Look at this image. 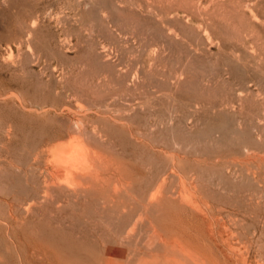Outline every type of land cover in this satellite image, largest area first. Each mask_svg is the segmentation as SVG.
Here are the masks:
<instances>
[{"label": "rangeland", "instance_id": "374dc122", "mask_svg": "<svg viewBox=\"0 0 264 264\" xmlns=\"http://www.w3.org/2000/svg\"><path fill=\"white\" fill-rule=\"evenodd\" d=\"M0 264H264V0H0Z\"/></svg>", "mask_w": 264, "mask_h": 264}, {"label": "bare ground", "instance_id": "6f19581e", "mask_svg": "<svg viewBox=\"0 0 264 264\" xmlns=\"http://www.w3.org/2000/svg\"><path fill=\"white\" fill-rule=\"evenodd\" d=\"M26 103V102H25ZM24 105V104H23ZM36 105V104H35ZM45 105V104H44ZM51 105H54V104H51ZM50 105V103H49V106H51ZM65 105V104H64ZM55 106V105H54ZM54 106H52V107H54ZM40 107V106H39ZM57 107V106H56ZM60 107V106H59ZM64 107V106H63ZM97 107V106H96ZM32 109V108H31ZM59 109V108H58ZM65 109H66V107H65ZM48 110V109H47ZM57 110V109H56ZM67 110V109H66ZM64 112H67V111H65V110H63ZM62 111V112H63ZM74 111V110H73ZM41 112V111H40ZM50 112V111H49ZM35 113V112H34ZM42 113V112H41ZM57 113V112H56ZM85 113V112H84ZM88 113V112H87ZM40 114V113H39ZM39 114H37V117H38V115ZM72 114V113H71ZM114 114V113H113ZM42 115V114H41ZM90 115V114H89ZM108 115V114H107ZM34 116V115H33ZM66 116V115H65ZM71 116V115H70ZM69 116V114L67 115V117H70ZM88 116V115H87ZM112 117V116H111ZM77 118V117H76ZM89 118V117H88ZM64 119V118H63ZM63 119H62V121H63ZM72 120V119H71ZM74 120V119H73ZM70 121V120H69ZM68 122V121H67ZM82 122V121H81ZM81 122H80V124H81ZM70 123V122H69ZM68 123V124H69ZM74 123V122H73ZM76 123V122H75ZM124 123H126V122H124ZM65 124V123H64ZM30 125V124H29ZM70 125V127L72 128L73 126H74V124H73V126H71L72 125V123L71 124H69ZM75 125H77V124H75ZM132 125V124H131ZM66 126L68 127V125L66 124ZM71 128H70V130H71ZM92 128V127H91ZM78 129V128H77ZM37 130V129H36ZM56 130H57V128H56ZM75 130V129H74ZM79 130V129H78ZM39 130H37L36 132H38ZM53 131V130H52ZM72 131V130H71ZM71 131H70V133H71ZM35 132V131H34ZM73 132H76V131H73ZM44 133H45V131H44ZM103 133V132H102ZM36 134V133H35ZM50 134V133H49ZM58 134H59V132H58ZM57 134V135H58ZM61 134V133H60ZM63 134V133H62ZM76 134H79L78 132L76 133ZM100 134V133H99ZM73 135H75L74 133H73ZM55 136V135H54ZM59 136V135H58ZM86 136V135H85ZM100 137V136H99ZM86 140V139H85ZM88 141V140H87ZM86 141V142H87ZM64 142V141H63ZM85 142V141H84ZM88 143V142H87ZM66 145V144H65ZM153 146V145H152ZM46 147V146H45ZM90 148H92V147H90ZM68 149V148H67ZM95 149V148H94ZM153 149V148H152ZM30 151V150H29ZM52 154V153H51ZM35 155V154H34ZM38 155V154H37ZM37 155H35V156H37ZM58 155H61V154H58ZM32 156L33 155H31V158H32ZM34 156V157H35ZM44 156V155H43ZM87 156V154H86V152L84 151V149L82 148V145L81 144H79V143H77V144H75V145H73L72 146V148H71V150L70 151H68V153L67 154H65V155H63V158H64V161H65V163H63L64 165V167H62V168H64V172L62 173V178H63V180L65 181V183L67 184V185H69V186H71V187H73V189L74 188H77V187H79L80 186V182H79V178L80 177H82V176H84V175H86V172L85 171H82L83 169V165H85L86 163H85V159L87 158L86 157ZM89 157V156H88ZM93 157V156H92ZM96 158V157H95ZM108 158V157H107ZM38 159H41V158H38ZM104 160V159H103ZM33 161V160H32ZM32 161H31V163H32ZM27 162V161H26ZM102 162V161H101ZM49 163V162H48ZM24 164H25V162H24ZM28 165H30V163L28 162L27 163ZM33 164V163H32ZM31 164V165H32ZM162 164V163H161ZM27 165V166H28ZM30 165V166H31ZM35 165H36V163H35ZM37 165H40V163L38 162V164ZM36 165V166H37ZM61 165H62V163H61ZM36 166H34V164H33V166H31V168H33V167H36ZM107 166V165H106ZM29 167V166H28ZM37 167H43V165L42 166H37ZM36 167V168H37ZM58 167V166H57ZM162 167V166H161ZM26 168V166L23 168V169H25ZM44 168V167H43ZM49 168V167H48ZM56 168V167H55ZM22 169V168H21ZM137 169V168H136ZM159 169V168H158ZM19 171H20V169H18ZM26 170V169H25ZM30 170H32V169H30ZM33 170H34V168H33ZM32 170V171H33ZM35 171V170H34ZM33 171V172H34ZM39 171V170H38ZM37 171V172H38ZM48 172H50V169H49V171ZM48 172H47V174H48ZM32 173V172H31ZM45 173V172H44ZM38 174V173H37ZM51 174V173H50ZM56 174V173H55ZM161 175L163 174V172L162 173H160ZM38 177H39V175H38ZM37 177V178H38ZM45 177V176H44ZM43 177V178H44ZM52 177V176H51ZM60 177H61V175H60ZM42 178V179H43ZM47 178L49 179V177L47 176ZM104 178V177H103ZM82 179V178H81ZM120 179V178H119ZM41 180V179H40ZM160 180V179H159ZM163 180V179H162ZM161 180V181H162ZM53 180H51V182H52ZM56 181H57V178H56ZM160 181V182H161ZM59 182V181H58ZM120 182V181H119ZM158 182V181H157ZM34 183V182H33ZM39 183V182H38ZM43 183V182H42ZM46 182H44V184L43 185H46L45 184ZM53 183H54V181H53ZM59 183H61V182H59ZM159 183V182H158ZM162 183V182H161ZM121 184V183H120ZM160 184V183H159ZM48 186H49V184H48ZM57 186V185H56ZM63 186V185H62ZM102 186V185H101ZM122 186V185H121ZM52 187V186H51ZM67 187V186H66ZM119 187H120V185H119ZM118 187V188H119ZM37 188V187H36ZM49 188V187H48ZM155 188H156V186H153V188H151V189H154L155 190ZM39 189V188H38ZM159 189V188H158ZM123 190H125L124 188H123ZM34 191V190H33ZM156 191H157V189H156ZM44 192V191H43ZM117 192V191H116ZM153 192H155V191H153ZM59 193V192H58ZM69 193V192H68ZM151 193V195H150V203H151V199L154 197L152 194H154V193H152V192H150ZM158 193V192H157ZM154 195H156V194H154ZM148 196V195H147ZM53 197V196H52ZM131 197V196H130ZM134 197V196H133ZM140 197V196H139ZM138 197V198H139ZM41 198V197H40ZM52 199V198H51ZM136 199V198H135ZM36 200V199H35ZM153 200V199H152ZM21 201V200H20ZM32 201V200H31ZM30 201V202H31ZM42 201V200H41ZM101 201V200H100ZM39 202V201H38ZM28 204V203H27ZM37 204V203H36ZM17 205V204H16ZM39 205V204H38ZM59 205V204H58ZM148 205V204H147ZM18 206V205H17ZM26 206V205H25ZM144 206V205H143ZM10 207H11V205H10ZM16 207V206H15ZM21 207H22V205H21ZM29 208V207H28ZM12 209V208H11ZM32 209V208H31ZM34 209V208H33ZM125 209H127V208H125ZM145 209H146V207H145ZM123 210V209H122ZM25 211H27L26 209H25ZM29 211V213H30V210H28ZM32 212H33V210H31ZM133 211V210H132ZM141 211V210H140ZM146 212V211H145ZM31 214V213H30ZM141 214H138V218H135L136 220H142L141 219V216L143 215H141ZM143 217V216H142ZM130 220V219H129ZM134 220V219H133ZM133 222V221H132ZM134 222H135V220H134ZM139 222H141V221H139ZM146 222V221H145ZM127 223H130V222H128L127 221ZM131 224V223H130ZM139 224V223H138ZM132 225V224H131ZM135 225V224H134ZM131 227H133V226H131ZM122 228H124V227H122ZM130 228V227H129ZM128 228V229H129ZM127 229V228H126ZM125 231V230H124ZM128 231V230H127ZM126 231V232H127ZM127 233H129V231L127 232ZM127 233H124L125 235L127 234ZM123 234V233H122ZM130 235H131V233H130ZM123 237H122V241H123Z\"/></svg>", "mask_w": 264, "mask_h": 264}]
</instances>
